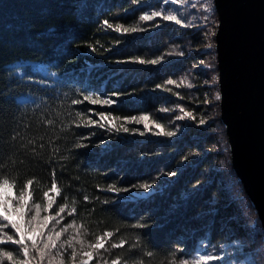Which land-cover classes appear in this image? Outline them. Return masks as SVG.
<instances>
[{
	"label": "trees",
	"instance_id": "16d2710c",
	"mask_svg": "<svg viewBox=\"0 0 264 264\" xmlns=\"http://www.w3.org/2000/svg\"><path fill=\"white\" fill-rule=\"evenodd\" d=\"M207 6L205 0H0V180L14 183L19 197L31 179V209L39 203L43 211L46 191L53 194L49 212L67 205L54 220L57 231L68 228L56 247L65 250L51 249L43 260L32 251L33 264H80L83 250L93 252L90 264H196L200 255L223 257L212 264H264V230L234 171L220 100L205 103L220 89L215 38H206L217 31L218 16ZM168 10L180 25L139 19ZM120 25L141 30L117 32ZM158 59L155 68L135 63ZM19 61L43 63L56 77L18 83L9 66ZM111 94L121 97L116 107L83 100ZM21 95L34 101L20 103ZM77 99L82 103L73 104ZM103 111L113 124L101 120ZM77 113L96 125L76 127ZM130 116H147L163 133L155 137L156 127L142 124L117 132ZM54 181L58 193L50 191ZM140 184L160 189L120 197L146 192ZM3 231L14 234L10 226ZM101 236L103 248L89 247ZM0 251L23 259L19 245Z\"/></svg>",
	"mask_w": 264,
	"mask_h": 264
},
{
	"label": "water",
	"instance_id": "95a60500",
	"mask_svg": "<svg viewBox=\"0 0 264 264\" xmlns=\"http://www.w3.org/2000/svg\"><path fill=\"white\" fill-rule=\"evenodd\" d=\"M221 120L264 230V0H214Z\"/></svg>",
	"mask_w": 264,
	"mask_h": 264
},
{
	"label": "snow or ice",
	"instance_id": "6c2138e0",
	"mask_svg": "<svg viewBox=\"0 0 264 264\" xmlns=\"http://www.w3.org/2000/svg\"><path fill=\"white\" fill-rule=\"evenodd\" d=\"M208 12H212V5L210 3V0L208 2V6L205 9ZM162 18L164 21L168 22H175L177 25H180L182 23L181 19L178 18L177 15L173 13H168V14H163L161 11H153L151 12L150 15H141L139 17L140 21H152L155 18ZM207 19V17H205ZM109 28L112 27L111 24L108 25ZM117 32L123 31L124 33H135L137 31H140L141 29L139 28V25L133 26V27H124L123 25L118 26L115 29ZM215 35V33H213ZM209 48L212 47L211 44L208 45ZM177 55H182V53H176ZM139 63L144 64L146 61L140 60ZM147 63L150 64H157V60H150L147 61ZM169 84H173L174 81L169 80ZM188 87H191V85H188ZM215 99L219 101L221 99L219 93L216 94ZM84 101H87L90 104L96 105V104H104V105H109L112 103L111 100H103L101 101L99 97H92L89 95H85L83 97ZM73 104L79 105L82 103L81 100H73ZM181 111H184V109H181ZM101 115V120L103 121H109V118L105 116L104 114ZM187 116L190 118L192 117L191 113H186ZM77 116L80 117L81 122L76 125V127H81V126H92L96 125V121L93 120H85L80 113H77ZM178 119H184L183 116L177 117ZM114 120L115 118H111ZM148 120L147 116H143L140 118H137L135 116L131 117L128 119L129 123H136V124H141L144 123ZM201 124L204 123L203 119L200 121ZM100 128H104L105 124L100 123L98 125ZM145 128L148 127L147 123H145ZM116 131H123L125 133L129 132V129L126 127H123L122 125L120 127L116 128ZM141 135L144 133L141 132ZM159 134V133H157ZM166 135L168 136H173L175 133L173 132H167ZM33 183L31 179L27 180V182L24 185V188L20 191L19 197H11L9 196V192L11 189L14 187V183H10L9 179L5 178L0 180V220L6 221V224H0V245H3L5 243L11 242L14 245H19L21 246L22 250V256L23 259H15L13 256V253L10 251H0V261L7 259L8 261L11 262V264H33V259L30 256V253L32 251H35L38 253L40 260H43L45 255H51L50 250L55 249L57 247V241H59L61 235L63 232H66L68 228H63L60 231H56L55 227L52 229L48 230L47 235H45V230L49 228V221L55 220L56 216H59L61 213L65 212V209L67 205L65 204L64 206L59 207L58 212L56 213V216H44L41 217V204L37 203L34 205V215H32L30 218L27 217L28 211L31 209L29 208L28 200L31 198V194L27 191L28 186H30ZM140 188L144 190H148L151 185L150 184H140ZM50 191L52 192H59L57 188V184L55 181L51 185ZM108 191H112V189H108ZM119 191V190H117ZM44 197L47 198V204L43 208V211L47 212L53 204V199L49 197V193L46 191L43 193ZM85 199H87L85 197ZM13 200L16 201L15 205L13 204ZM76 211L75 208L72 209V212L69 213L71 215ZM59 223V221H57ZM11 227L14 230L13 235H9L3 230L5 228ZM68 227L75 228L76 226L74 224L68 225ZM77 234L79 233V229H76ZM105 235L111 237L112 233L108 232ZM18 237V238H14ZM72 239H75L73 237ZM72 239L68 240V245L69 247H72ZM104 240V237L101 236L98 238L97 242L94 244L89 245L93 250L95 249H100L104 247V244L102 241ZM79 243L83 244L82 241H78ZM123 242H121L122 245ZM121 245H116L113 244L112 247H120ZM59 254V253H57ZM76 251L73 248L72 256L71 259L73 262L76 260ZM83 255L87 257L88 259L83 261V264H88V261H90L93 258V252L91 251H85L83 252ZM151 255V254H150ZM202 260L208 259L206 257H201ZM51 264V261L49 262ZM60 264H63L62 260L60 261ZM113 264H120L118 260H114ZM184 264H187V262H184Z\"/></svg>",
	"mask_w": 264,
	"mask_h": 264
},
{
	"label": "rangeland",
	"instance_id": "374dc122",
	"mask_svg": "<svg viewBox=\"0 0 264 264\" xmlns=\"http://www.w3.org/2000/svg\"><path fill=\"white\" fill-rule=\"evenodd\" d=\"M205 1H206L207 3L209 2V0H205ZM210 3H211V5H212V7L214 6V8H215L214 0H210ZM205 5H206V4H205ZM161 12L163 13V11H161ZM166 13H167V14L170 13L169 10H168L167 12L163 13V14H166ZM148 15H150V14H148ZM217 16H218V15H217ZM155 19H156V18H155ZM188 23H190V22H188ZM218 23H219V21H218V17H217L216 27H218ZM158 26L160 27L161 25H157L156 27H158ZM192 27H194V25H192ZM216 30H217V28H216ZM213 33H215V35H216V31H213L211 34L207 35L206 38L209 39V40H211L213 37L215 38V35H213ZM215 42H216V41H215ZM206 48H207L206 45H202V46H198L197 48H195L194 51H195L196 53L200 54V52H201L202 50H205ZM157 61H158V63L155 64V65L150 64V63H144V64H141V63H139V62H135V63H139L140 65H143V66H147V67L151 66L152 68H155L156 66L162 64L161 59H158ZM133 63H134V62H133ZM196 67H201V64L196 63V64L194 65V68H196ZM9 68H10V70H11V74H12L13 79H15V81H17L18 83H35V80H34V78H33L35 75L42 76V77H44V78H55V77H56V74H55V73L50 72V71L47 69V67H46L43 63H40V62H33V61H19V62H16V63H14V64H11V65L9 66ZM213 79H214V76H211L210 78H208L207 81H206V84H207V85H210L213 81H215V79H214V80H213ZM217 79H218V81H219V75H218V78H217ZM41 84H42V85H45L46 83H41ZM219 93H220V89H219ZM216 94H217V93L214 92V93L211 94L212 97L208 96V97L206 98V100H205V103H206L207 105H211V104H212V101L215 100V96H216ZM99 99H100L101 101L106 100V99H107V100H111L112 103L109 104V105H104V104H102V103H100V104H96V105L91 104V105H92L93 107H99V108L105 109V108H110V107H113V106L116 107V106H118V105L120 104V101H121V97H120L119 95H114V94H111V95H108V96H105V97H99ZM17 100H18L20 103H31V102H33V98H31V97L28 96V95H21V96L17 97ZM101 114H104L105 116L109 117V116L105 113V111H103V113H101ZM100 116H101V115H100ZM207 116H208V115H207ZM131 117H133V116L125 117V118L122 119V121L124 122V124L122 125L123 127H126V128H127L128 125H133V127H134V125H135V129H140V125H141V124H142V125H145V123H147V125H152V126L156 127V128H155V131H154L153 133L151 132V134H153V136H155V137H159L160 134L163 133L162 128H161L160 126H158L157 124L151 122L149 118H148V120H147L146 122H144V123L136 124V123H134V122H132V123H129V122H128V119L131 118ZM141 117H143V116H141ZM179 117H180V116H179ZM138 118H140V117H138ZM109 121H110V124H113V122L111 121L110 118H109ZM205 122H207V121H204V123H203V124H200V125H204ZM187 126H188V125H187ZM183 127H185V126H183ZM156 131H158V132H156ZM178 131H179V129H178ZM178 131H177V132H178ZM182 131H183V129L181 130V132H182ZM145 133H146V131H145ZM145 133H144V134H145ZM157 133H159V134H157ZM180 135H181V133H179V134L177 135V137H179ZM161 136H162V135H161ZM101 145H104V143H102ZM155 189H160V187H156ZM155 189H154L153 187H150V188H149L148 190H146V192H144V193H136V192L125 191L124 193L120 194V197L123 198V199H130V200H133V199L138 198V197H146V196H148V195L154 193V192H155ZM52 195H53V194H52ZM52 195H50L49 197H50V198H53ZM9 196H11V197H17V196H15V194L13 193L12 189H11V191L9 192ZM15 203H16V201L13 200V204H14V205H15ZM28 204H29V208L31 209V208H32V207H31V199L28 200ZM32 215H34V209H31L30 211H28V213H27V217H26V218H30ZM48 215L56 216V215L53 214L52 212H49V211H47V212H45V211H41V217L48 216ZM57 221L60 222V220H57ZM56 223H57V222H56ZM55 226H56V225L54 224V220L49 221V228L45 230V235H47L48 230L52 229V228L55 227ZM56 231H57V230H56ZM65 233H66V232H63V234H62L61 236L65 235V237H66V234H65ZM73 233H74V235H76L77 237L79 236V233L77 234V231H75V232H73ZM104 241H105V240L102 241L103 244H104ZM8 243L10 244L11 242H8ZM5 244H6V243H5ZM58 245H60V244H58ZM55 249H56V253H60V252H62V250H65V249H63V248H55ZM52 250H54V249H52ZM85 251H91V250H83V252H85ZM83 252H82V255H81V257H80L81 259H78L80 264H83V261H85V260L88 259L87 257H85V256L83 255ZM91 252H92V251H91ZM201 257H206V258H208V259H204V260H202ZM219 258H223V257H217V259H219ZM20 259H21V258H20ZM217 259L214 258V257H212V256L200 255V257H199V259H198V262H197L196 264H212V262L216 261ZM21 260H22V259H21ZM92 260H93V258H92L90 261H88V264H90V263L92 262ZM0 264H3V260L0 261ZM124 264H126V263H124ZM191 264H194V263H191Z\"/></svg>",
	"mask_w": 264,
	"mask_h": 264
}]
</instances>
